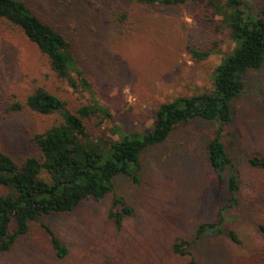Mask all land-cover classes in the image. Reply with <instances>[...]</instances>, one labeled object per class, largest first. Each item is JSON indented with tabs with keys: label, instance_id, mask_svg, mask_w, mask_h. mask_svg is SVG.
<instances>
[{
	"label": "rangeland",
	"instance_id": "rangeland-1",
	"mask_svg": "<svg viewBox=\"0 0 264 264\" xmlns=\"http://www.w3.org/2000/svg\"><path fill=\"white\" fill-rule=\"evenodd\" d=\"M22 1L66 37L94 99L128 132L149 128L160 103L212 89L213 70L233 46L228 29L216 28L217 17L215 23L206 21L210 10L193 0L170 5ZM249 1L264 6V0ZM214 41L223 53L205 59L192 56L191 47L207 50ZM242 79L244 88L233 102V119L223 136L230 169L239 177L236 208L228 206L230 172L218 179L206 157L215 124L192 118L180 122L165 142L141 152L139 183L125 175L115 177L117 193L135 211L119 229L107 216L109 198L87 199L70 215L45 217L67 244L66 257L55 255L37 229L38 218L27 236H19L11 250L0 253V264H185L189 256L173 251L178 239L190 243L198 264H264V238L255 227L264 223V172L247 162L253 151L264 156V63ZM37 86L59 96L72 111L90 102L86 92L52 72L46 57L19 28L0 21V149L16 160L38 154L31 137L59 117L11 108ZM85 122L92 135L108 127L95 118ZM4 192L0 186V194ZM206 222L232 227L241 244L211 228L197 237L198 225Z\"/></svg>",
	"mask_w": 264,
	"mask_h": 264
},
{
	"label": "trees",
	"instance_id": "trees-1",
	"mask_svg": "<svg viewBox=\"0 0 264 264\" xmlns=\"http://www.w3.org/2000/svg\"><path fill=\"white\" fill-rule=\"evenodd\" d=\"M125 1L170 5L188 0ZM193 1L210 10L206 21L215 23L213 18H218L216 28L228 29L233 44L213 70L212 89L160 103L149 128L128 132L116 125L110 110L94 99L91 84L74 58L66 37L35 15L24 1L0 0V21L19 28L46 57L52 72L70 87L86 92L90 99L89 103L72 111L59 96L37 86L23 103L11 104L12 109L27 107L43 115L57 113L59 117L31 137L38 154L16 160L0 149V186L5 188L0 194V253L11 250L19 236H27L33 222L40 218L37 229H41L58 258L66 257L67 244L45 217L70 215L87 199L109 198L107 216L119 229L124 218L133 216L135 211L117 193L115 177L125 175L133 183H139L141 152L165 142L180 122L192 118L215 124L206 142V157L218 179H222L227 170L230 172L226 187L228 206H238L239 177L236 169H230L232 159L223 136L233 119V102L244 88V74L261 68L264 63V6L255 7L249 0ZM190 52L195 59L223 53L219 41H214L207 50L191 47ZM92 118L98 125L107 122V130L92 135L85 122ZM247 162L250 167L264 172V156L260 152L253 151ZM255 227L264 238V223H257ZM207 228L215 229L216 234L226 236L234 244H241L232 227L221 228L215 222L200 223L196 236ZM189 247L190 243L183 239L173 242L175 253L189 256L185 264H198ZM260 252L264 258V245Z\"/></svg>",
	"mask_w": 264,
	"mask_h": 264
}]
</instances>
